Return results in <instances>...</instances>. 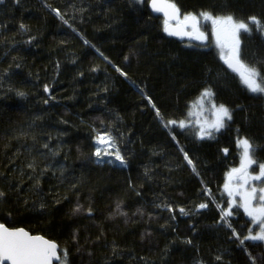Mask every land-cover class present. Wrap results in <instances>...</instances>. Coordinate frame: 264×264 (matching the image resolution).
Returning <instances> with one entry per match:
<instances>
[{
  "label": "trees",
  "instance_id": "16d2710c",
  "mask_svg": "<svg viewBox=\"0 0 264 264\" xmlns=\"http://www.w3.org/2000/svg\"><path fill=\"white\" fill-rule=\"evenodd\" d=\"M169 2L182 13L209 9L220 14L226 9L237 19L256 15L264 20V0ZM52 8L67 12L80 35L62 24ZM80 9H86L82 17ZM163 23L146 5L130 6L128 0L0 4V189L9 192L7 203H0V223L56 242L67 249L69 264H250L248 253L256 264H264V243L246 241L245 251L221 227L217 209L218 204L226 207L223 182L239 161L237 128L241 137L259 146L256 159L264 162V98L242 88L212 44L204 47L168 37ZM242 46L247 62L264 58V38L258 33L242 35ZM133 81L166 118L184 119L208 84L218 103L236 108L230 127L213 139L198 141L190 131L176 129L199 175L187 166ZM45 84L49 93L43 91ZM17 90L26 96H17ZM49 96L54 99L45 104ZM94 128H107L117 137L127 167L118 161L94 163ZM33 159L36 173L27 168ZM46 166L50 170L33 187L35 181L28 176ZM9 182H22L21 192L9 191ZM205 186L215 202H210ZM162 202L176 206V219L156 207ZM201 202L209 207L195 214ZM118 203L127 216L116 211ZM180 207L190 215H180ZM234 211L233 226L246 235L252 227L249 218L241 209ZM189 239L192 243H185ZM218 255L222 262L216 260Z\"/></svg>",
  "mask_w": 264,
  "mask_h": 264
},
{
  "label": "snow or ice",
  "instance_id": "6c2138e0",
  "mask_svg": "<svg viewBox=\"0 0 264 264\" xmlns=\"http://www.w3.org/2000/svg\"><path fill=\"white\" fill-rule=\"evenodd\" d=\"M128 2L130 6L142 8L146 5L152 12L163 13V31L170 37L186 36L190 40L205 42L204 47H207L208 35L205 28H210L211 36L219 49V58L223 65L226 66V70H230L231 73L238 76L239 84L247 93L252 94L254 97L264 98V58H257L252 63L247 62L244 59V48L242 46V35L244 34L251 36L255 32L264 38V20L256 15H250L247 19H237L233 13L227 12L226 9L220 14L209 9H202L198 13H182L176 4L169 2V0H128ZM4 3L5 0H0V4ZM17 3H19V0H17ZM45 6L51 7L47 4ZM73 8H75L74 5ZM79 11L82 17L86 9H80ZM52 12L62 24L67 25L73 32L80 35L72 23L69 22V19L66 18L67 12H61L58 8H52ZM72 19H75V13ZM173 21H175L174 24L172 23ZM79 22L83 23V19L81 18ZM20 28L25 30V25L21 24ZM32 39H35V37H32ZM81 39H83L85 45L89 44V41L83 36H81ZM30 42L28 41V43ZM92 47L95 46L92 45ZM97 51L99 52V49ZM100 55L103 56V53L101 52ZM104 59L107 60L108 58L104 57ZM125 61H127V57H125ZM108 62L111 63V61ZM58 67L59 64H57ZM113 67L120 76L125 79L128 78L127 72L123 69L116 65H113ZM92 71H96V68H93ZM132 83L138 88L143 99L154 110L157 121L169 131L171 139L176 143L177 151L182 154L187 166L192 169L194 174L199 175L196 164L190 154L180 145L175 134L176 129L178 128L182 133L190 131L198 141L213 139L216 133L230 127V122L234 120L236 108H232L224 102L218 103L217 93L212 85L208 84L202 87L199 96L190 106L184 119L166 118L151 96L145 92V89L135 85L134 81ZM9 90L11 91V89ZM43 91L49 93L50 89L47 84L44 85ZM16 94L20 97L26 96L25 92L19 90H17ZM49 99H54V97L49 96L44 100V103L48 104ZM239 107L241 106L237 105V108ZM93 131L95 132L94 143L96 146L93 153L95 157L94 163L103 165L104 163L112 164L114 161H118L121 166L127 167V161L120 149L117 137L107 128H94ZM236 131L237 147L242 149L239 166L232 167L227 172L223 184V192L227 194L226 207L218 204L217 209L220 213L219 223L221 227L228 230L230 238L238 242V245L247 251L244 247L246 241L264 242V162H259L256 159V151L259 146L255 145L248 137H241L239 128ZM33 139L35 138L33 137ZM43 147L49 149L48 143L43 144ZM222 151L225 155L228 154L227 148L222 149ZM57 154L56 151H52L53 156ZM106 157L108 158L107 160L105 159ZM253 165H256L258 171L253 169ZM27 168L32 173L37 172V165L34 159L27 164ZM49 170L50 166H46L35 176H28V180L35 181L33 187L39 186L40 179ZM20 174L23 176L24 172L21 171ZM62 174L63 170H61ZM145 175H147V171ZM73 187H76V185H73ZM22 188V182L17 183L15 186L9 182V191L20 193ZM204 191L210 202H215L211 190L207 186L204 187ZM136 194L140 195L139 192ZM8 195L9 192L0 189V203L6 204ZM23 203L27 205L28 201L24 200ZM40 207L43 209L45 205L41 203ZM156 207L166 209L171 214V219H176V206L162 202L157 204ZM208 207L209 203H199L195 206V214H199L201 210ZM234 209H242L243 214L249 218L252 227L248 228L246 235L242 236L233 226L231 218L237 214ZM80 210L81 207L78 205L73 211L78 213ZM178 210L182 216L190 215V212L184 207H180ZM116 211L120 215L127 216V213L121 210L119 203ZM8 215L10 218L11 213H8ZM89 215H91V209H89ZM148 235H151V233H148ZM75 242L78 243V240ZM185 243L191 244L192 241L189 239ZM112 251L114 255L118 254L119 250L115 244ZM68 256L67 249L61 250L59 245L52 240L45 239L40 235H32L24 228L10 227L6 223H0V264H69ZM248 257L250 264H256V259L252 257L251 253H248ZM216 260L222 262L223 256L218 255Z\"/></svg>",
  "mask_w": 264,
  "mask_h": 264
},
{
  "label": "rangeland",
  "instance_id": "374dc122",
  "mask_svg": "<svg viewBox=\"0 0 264 264\" xmlns=\"http://www.w3.org/2000/svg\"><path fill=\"white\" fill-rule=\"evenodd\" d=\"M203 23V22H202ZM206 29V28H205ZM206 33H207V35H208V41L206 42V43H210V44H212L217 50H218V52H219V49L217 48V46H216V44H215V41H214V39L212 38V36H211V32H210V28H207L206 30ZM191 44H201V45H203V44H205V42H202V41H198V40H191ZM193 111H195V109H193ZM206 115H207V113H206ZM240 149V148H239ZM241 151H242V149H240V153H241ZM239 159H240V155H239ZM239 166V161H238V164L236 165V166H233V167H238ZM232 167H230L229 168V170L231 169ZM253 169H255L256 171H258V168H256V165H253ZM228 170V171H229ZM227 171V172H228ZM227 174V173H226ZM225 179H226V175H225ZM225 179H224V182H225ZM224 182H223V184H224ZM222 191H223V187H222ZM226 194V193H225ZM237 199H239V198H237ZM242 210V209H241ZM243 211V210H242ZM248 218V217H247ZM254 242H260V241H254ZM262 243H264V242H262Z\"/></svg>",
  "mask_w": 264,
  "mask_h": 264
},
{
  "label": "water",
  "instance_id": "95a60500",
  "mask_svg": "<svg viewBox=\"0 0 264 264\" xmlns=\"http://www.w3.org/2000/svg\"><path fill=\"white\" fill-rule=\"evenodd\" d=\"M148 10L152 13V14H154V15H156V16H159L160 18H162V20L164 21V16H163V13H156V12H152V10L150 9V8H148ZM173 24L175 23V21H173L172 22ZM164 34L166 35V36H168L165 32H164ZM168 37H170V36H168ZM171 38H175V39H180V40H182V41H185V42H189V41H191L188 37H176V36H171ZM222 64H223V62H222ZM225 68H226V66L225 65H223ZM229 72H230V70H228ZM232 74H234V73H232ZM234 75H236V74H234ZM41 236V235H40ZM45 238V237H44ZM45 239H47V238H45Z\"/></svg>",
  "mask_w": 264,
  "mask_h": 264
}]
</instances>
